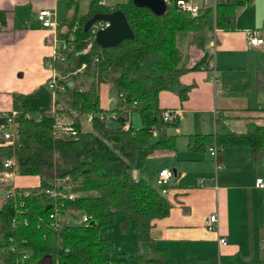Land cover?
Wrapping results in <instances>:
<instances>
[{
    "label": "trees",
    "instance_id": "obj_1",
    "mask_svg": "<svg viewBox=\"0 0 264 264\" xmlns=\"http://www.w3.org/2000/svg\"><path fill=\"white\" fill-rule=\"evenodd\" d=\"M176 1L166 0V12L156 15L133 0L113 6L89 0L86 14L79 15L76 7L57 26V53L45 60L56 72L55 81L51 78L30 93H14L12 109L0 120L1 126L9 120L15 125L13 142L0 131V176L9 171L40 178L38 185L28 187L0 182L5 190L0 204L3 264H167L169 249L155 243L152 229L170 214L172 204L162 190L171 185L157 186L156 179L151 183L136 175L135 164L139 158L144 171L150 157L178 150L173 131L181 118H164L171 109L160 106V93H174L183 103L193 86L182 84V75L213 69L208 51L191 68L185 66L179 34H191L192 42L203 49L204 33L234 30L237 9L250 0H216L214 6L200 7L196 16L179 9ZM117 10L126 15L134 38L101 48L93 28L85 31L84 26L97 13ZM5 24V12L0 11V27ZM104 85L116 95L113 108L101 106ZM259 110L264 114V107ZM111 112L115 120L100 118ZM225 113H216V132L188 135V148L215 147L221 162L225 149L246 147L252 162L260 164L264 124L252 120L244 132H236L226 124ZM83 116L91 117V130H84ZM59 119L77 133L58 128ZM8 160L13 161L11 167H5ZM117 212L123 214L121 231L132 227L137 243L148 244V249L122 252L101 236Z\"/></svg>",
    "mask_w": 264,
    "mask_h": 264
},
{
    "label": "crops",
    "instance_id": "obj_2",
    "mask_svg": "<svg viewBox=\"0 0 264 264\" xmlns=\"http://www.w3.org/2000/svg\"><path fill=\"white\" fill-rule=\"evenodd\" d=\"M126 1L103 0L108 6ZM188 1L199 7L204 3ZM214 2L209 0L208 6ZM72 5V0H0V11L6 15V24L0 27V120L12 109L14 93L33 92L56 75L45 60L57 53V26L71 16ZM42 9L53 13L55 29L44 27L37 18ZM254 30L264 38V0H250L238 8L234 30L206 31L204 48L194 46L195 58L183 53V63L191 68L215 43V84L210 83L211 73L189 71L180 78L182 84L193 86L186 101L168 91L159 95L162 108L182 113L180 127L173 131L178 135L177 152L154 155L164 160L154 180L164 168L176 170L166 195L172 204L170 214L152 229L155 243L169 249L167 264H264V189L256 186L257 179L264 181V159L255 165L249 148H227L216 170L208 162L209 149H189L187 137L216 132L218 110L226 111V124L236 132H244L252 120L264 124L259 110L264 107V44L248 43V33ZM104 86L107 93L104 98L101 94V106L109 109L117 103L109 104L112 95ZM10 181L14 187H28L38 185L40 178L13 174ZM4 193L0 187V204ZM214 213L218 227L210 231L204 224ZM221 238H226V245L220 244Z\"/></svg>",
    "mask_w": 264,
    "mask_h": 264
},
{
    "label": "built area",
    "instance_id": "obj_3",
    "mask_svg": "<svg viewBox=\"0 0 264 264\" xmlns=\"http://www.w3.org/2000/svg\"><path fill=\"white\" fill-rule=\"evenodd\" d=\"M216 2V0H214ZM214 2V5H215ZM209 4V0H204V3L202 6H208ZM176 5L179 9L188 12L189 14H191L192 16H196L199 12L200 7L193 4L191 1L188 0H177L176 1ZM213 5V6H214ZM201 6V7H202ZM37 18L41 21L42 25L46 28H56L55 23L53 22V13L49 10V9H42L39 11ZM107 26H109L108 22H98L97 24H95L92 28L94 36L95 33L99 30V29H104ZM248 43L252 46H258V45H262L264 44V38H261L259 36V31L254 30V31H250L248 33ZM215 51H216V46L215 43H213L212 45H210V47L208 48V54L211 56V59L213 60L214 55H215ZM212 66H213V61H212ZM213 68V67H212ZM56 79V75L53 77V81H55ZM217 82V76L215 73V69L213 68L211 71V75H210V83L215 84ZM50 88L53 87V82H50L49 84ZM117 99V98H116ZM114 97H110L109 98V104L114 103ZM54 112V110H53ZM13 115L16 114L15 111H13L12 113ZM182 113L180 112V110H167L164 113V118L167 120L176 118V117H181ZM116 114L111 112V113H107L104 114L102 113L100 115V118L103 120H115L116 119ZM89 120H91V117L88 118ZM58 128H61L64 132H66L67 134H72L75 135L77 132L76 130L70 126L68 124V122H65L62 119H59L58 123H57ZM1 129H3V133H4V138L6 140H9L11 142H13L14 140V136H15V125L12 124V121L9 120L8 124H6L5 126H1ZM209 152L211 153L212 156L215 157V166H216V170L221 168V164L220 162H218L217 160V150L215 147L213 148H209ZM13 164L12 160H8L5 163V167H11V165ZM16 172H9V171H4L2 173V175L0 177L1 180H4L5 178H11L13 176V174H15ZM176 175L174 173L173 170L169 169V168H164L162 170L159 171L157 177H156V184L157 186H162L164 184H169L172 185L174 182ZM200 185H203V182L199 183ZM256 186L258 188H262L264 189V181L262 178L257 179L256 181ZM168 189H163L162 193L164 195L168 194ZM205 227L210 230V231H214L217 229L218 227V216L217 214H211L206 220H205ZM220 244L222 245H226L227 244V240L226 238H221L220 239Z\"/></svg>",
    "mask_w": 264,
    "mask_h": 264
},
{
    "label": "rangeland",
    "instance_id": "obj_4",
    "mask_svg": "<svg viewBox=\"0 0 264 264\" xmlns=\"http://www.w3.org/2000/svg\"><path fill=\"white\" fill-rule=\"evenodd\" d=\"M200 3V2H198ZM194 4H197L196 1H194ZM89 6V0H77V3H75L74 5H72L71 7V11L73 12L75 10V8L77 7L79 15L82 14H86L88 11V7ZM187 33H180L178 36V43L179 46L182 48L183 53L185 54L187 51V55L190 58H195V51H194V46L197 47L196 43H193L191 40V37H188L189 39L185 38ZM190 41L189 44H187ZM198 48V47H197ZM184 54H183V58H184ZM203 56V55H202ZM201 56V57H202ZM85 78H81L80 80L83 82ZM106 87L102 86L101 88V94L102 97L104 98L106 95ZM108 95L112 97H114V105L117 103V99H116V95L113 92H108ZM114 107V106H113ZM110 107V108H113ZM135 122H139V118L138 116L134 117ZM82 125L84 130L88 131L91 130V123L90 120L87 119V116H83L82 120ZM211 122V121H210ZM210 127H212V122L209 123ZM183 139V138H182ZM179 140V144L181 147H183L185 140L183 139ZM208 162L211 164V166H213V163L215 165V157L211 155V153H208ZM164 160L161 158H156V157H150L147 162L145 163V168L144 171H142L139 168V158L137 163L135 164V170L137 172H135L136 175H140L142 176V174H144V177L149 180L151 183L154 182V178L156 175V171L158 170V168L160 167L159 165L161 164V162H163ZM17 175V173H15ZM2 177H0V182H3V184H10L11 183V178H5L4 180H1ZM9 180V181H8ZM5 191V190H4ZM68 217L70 218L69 220L71 222H75L74 217H70V215H68ZM123 219V214L122 212H117L115 214V222L112 226L106 227L104 229H102L101 231V236L102 237H107L108 239H110L111 241H113L117 247V249L119 251L122 252H130V251H134L136 250L138 247L141 250H146L148 249V244L146 243H137V239H136V235L135 232L133 231V228L130 227L129 230L126 233H123L120 229V221ZM127 264H132V261L127 260Z\"/></svg>",
    "mask_w": 264,
    "mask_h": 264
},
{
    "label": "water",
    "instance_id": "obj_5",
    "mask_svg": "<svg viewBox=\"0 0 264 264\" xmlns=\"http://www.w3.org/2000/svg\"><path fill=\"white\" fill-rule=\"evenodd\" d=\"M139 7H147L156 15H162L166 12V0H133ZM108 22L109 26L104 29H99L95 33V41L101 48L117 47L121 42L127 39L134 38V32L128 22L126 15L120 11L111 13H97L90 18L84 30L88 31L98 22ZM176 175V170H173Z\"/></svg>",
    "mask_w": 264,
    "mask_h": 264
}]
</instances>
